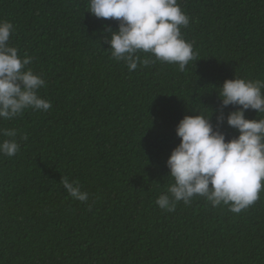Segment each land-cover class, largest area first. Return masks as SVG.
Segmentation results:
<instances>
[{
  "label": "trees",
  "instance_id": "obj_1",
  "mask_svg": "<svg viewBox=\"0 0 264 264\" xmlns=\"http://www.w3.org/2000/svg\"><path fill=\"white\" fill-rule=\"evenodd\" d=\"M178 3L196 60L183 72L159 61L129 72L104 43L119 22L94 17L88 0H0L9 44L33 57L52 104L0 119L21 146L0 156V264H264V188L239 214L198 196L174 212L155 204L171 182L178 123L212 112L215 128L224 81L264 79V0ZM236 108L223 109L228 140L239 135L226 122ZM65 176L87 203L66 192Z\"/></svg>",
  "mask_w": 264,
  "mask_h": 264
},
{
  "label": "clouds",
  "instance_id": "obj_2",
  "mask_svg": "<svg viewBox=\"0 0 264 264\" xmlns=\"http://www.w3.org/2000/svg\"><path fill=\"white\" fill-rule=\"evenodd\" d=\"M96 18L119 22L118 30L108 28L104 43L110 46L111 59L123 61L129 72L139 67L161 63L176 64L183 72L196 60L193 44L181 29L190 17L178 0H88V10ZM14 25L0 20V119L14 120L27 109L47 112L51 101L43 99L39 90L45 86L42 74L28 67L33 57L21 56L10 46ZM141 54H148L142 56ZM154 57V59H153ZM221 101L214 128L210 116L186 115L176 127L180 143L172 150L166 166L171 182L158 195L155 204L163 211L174 212L177 204L189 205L194 197L205 198L213 208L227 207L239 214L259 198L264 188V119L245 118L247 110L264 113V79L235 77L218 88ZM237 106L228 113L226 122L239 132L230 140L219 129L225 122L223 109ZM17 130L0 129V156L14 157L20 151L15 139ZM26 140V136H21ZM66 192L87 203L89 194L78 181L62 177Z\"/></svg>",
  "mask_w": 264,
  "mask_h": 264
}]
</instances>
